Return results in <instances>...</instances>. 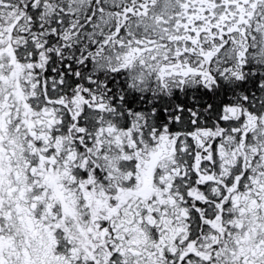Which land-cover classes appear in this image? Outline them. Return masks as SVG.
<instances>
[{
  "label": "snow or ice",
  "instance_id": "obj_1",
  "mask_svg": "<svg viewBox=\"0 0 264 264\" xmlns=\"http://www.w3.org/2000/svg\"><path fill=\"white\" fill-rule=\"evenodd\" d=\"M0 264H264V0H0Z\"/></svg>",
  "mask_w": 264,
  "mask_h": 264
}]
</instances>
